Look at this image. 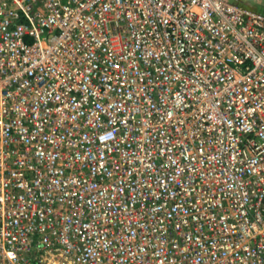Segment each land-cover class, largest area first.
Wrapping results in <instances>:
<instances>
[{"label":"built area","instance_id":"1","mask_svg":"<svg viewBox=\"0 0 264 264\" xmlns=\"http://www.w3.org/2000/svg\"><path fill=\"white\" fill-rule=\"evenodd\" d=\"M0 264H264V0H0Z\"/></svg>","mask_w":264,"mask_h":264}]
</instances>
